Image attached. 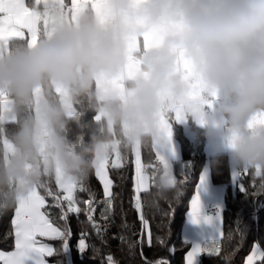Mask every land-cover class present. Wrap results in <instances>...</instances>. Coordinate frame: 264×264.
Segmentation results:
<instances>
[{
    "label": "clouds",
    "instance_id": "1",
    "mask_svg": "<svg viewBox=\"0 0 264 264\" xmlns=\"http://www.w3.org/2000/svg\"><path fill=\"white\" fill-rule=\"evenodd\" d=\"M43 11L47 29L33 45L0 50V211L57 175L86 181L114 147L153 140L175 110L202 124L207 114L204 135L235 167L264 172V124L250 123L264 113V0H103L75 17L48 0ZM143 34L155 39L133 51ZM132 54L138 71L122 89L98 86L120 80ZM70 110L95 113L87 143L67 138ZM173 179L162 164L153 195L170 199Z\"/></svg>",
    "mask_w": 264,
    "mask_h": 264
},
{
    "label": "trees",
    "instance_id": "2",
    "mask_svg": "<svg viewBox=\"0 0 264 264\" xmlns=\"http://www.w3.org/2000/svg\"><path fill=\"white\" fill-rule=\"evenodd\" d=\"M75 111V110H74ZM95 113L83 110L78 115L68 117L66 136L74 140L81 136L82 141L89 140L90 126ZM173 124V123H172ZM174 135L181 146V159L174 163V176L176 180L174 195L167 200L153 195L152 180L158 174L160 165L151 147V141L141 144L143 163L148 165L147 173L149 188L140 193V211H137L134 189V163L131 149L122 151L123 159L119 167H113L111 157L107 166L109 177L112 181L113 208L105 221L101 212L106 209V198L102 185L94 173H90L84 181L86 191L77 190L76 196L79 207L83 209L91 197L95 212L94 219L99 224H107L103 234V242L96 235L83 211L69 213L66 221L59 220L60 209L53 205L52 197H48L44 189L40 194L45 196L49 215L54 222L62 227H67L72 235L69 239V252L48 257L53 264H107V257L112 256L116 264H146L165 260L167 264H184V255L189 248L180 238V231L188 207V201L193 193L198 176L205 164L204 132L196 129L194 142H189L179 126L173 124ZM3 145L0 142V154ZM153 166V167H152ZM212 179L215 183L226 185L223 196L222 210V235L219 239L221 251L218 254L202 256L198 264H243L246 256L257 245L264 254V191L259 192V177L250 172L241 177L234 187L230 184L228 161L225 155L214 156L210 159ZM241 183L248 190H241ZM51 187L56 188L55 180ZM251 192H257L253 195ZM62 195V193H61ZM66 209V205H65ZM14 206L0 211V250L13 248L14 235L12 234V215ZM141 216L147 221V227L142 224ZM86 233V243L89 248L81 254L78 243L81 234ZM121 237L124 239L122 240ZM159 238V239H158ZM160 239L166 241L163 245ZM228 239L233 240L231 245ZM150 241V242H149ZM59 248L58 240L48 241ZM98 249L93 253L92 248ZM229 260L223 259L225 253ZM256 264H260L257 260ZM264 264V262H262Z\"/></svg>",
    "mask_w": 264,
    "mask_h": 264
},
{
    "label": "snow or ice",
    "instance_id": "3",
    "mask_svg": "<svg viewBox=\"0 0 264 264\" xmlns=\"http://www.w3.org/2000/svg\"><path fill=\"white\" fill-rule=\"evenodd\" d=\"M61 7L73 17L86 9L89 6H93L97 3V0H58ZM48 3V0H34V3H28L27 0H0V50L7 48L9 43L18 41L26 43L29 46L33 45L41 34L47 29L48 21L43 11V6ZM42 22V28L38 25ZM24 29L27 30L25 36ZM138 50V49H137ZM183 67L185 71H188L187 64L184 63ZM137 64L134 54L129 56V63L125 69L124 75L118 81H110L106 85H98L99 87H107L110 89H122L123 80L131 79L137 74ZM215 94L213 93L210 99L207 101V106L211 107L215 100ZM7 111V100L4 97H0V121L5 117ZM185 117V114L180 110L162 115L159 120L158 134L151 140V147L155 150L156 159L160 165H167L164 156L161 154V148L165 137H170V123L172 120L179 121ZM252 125L264 124V113L258 114L251 122ZM2 142L3 151L6 152L8 145L6 142ZM147 143V142H145ZM142 143H138L131 148V151L135 154L136 164V191L139 193L145 189L148 177L146 176L142 165L140 163V146ZM114 156L112 160L113 167H119V161L123 159L122 151L118 148H113L110 155L105 156L94 168L95 175L103 185L104 196L106 198V209L101 212V218L105 221L108 220V216L113 208L112 201V181L108 178L106 167L109 164L110 157ZM247 171V169H245ZM257 177L264 176V172L256 170L254 173ZM240 172L237 174L239 177ZM55 185L59 191H54L51 187V183L43 187L46 195L52 197L53 205L60 209L59 220L66 221L69 213H80L83 211L88 218L89 223L95 230L96 235L103 242V234L107 228V224H99L93 216L95 207L93 206V199L90 194V198L87 201H83L86 205L81 209L78 205L76 192L86 191L84 182L66 181L59 175L55 177ZM173 184H176V180L173 179ZM40 189H34L26 196L20 198L14 205L15 215L11 220L12 234L14 235V250L9 252L0 251V264H48L47 257H52L58 254H67L69 252V239L72 235L71 231L67 227H62L56 224L53 218L49 215L47 208L50 207L45 199L44 195L40 194ZM241 190H247L243 183H241ZM248 191V190H247ZM264 191V185L259 184V192ZM62 193V195H61ZM256 195L257 192H251ZM66 205V209H65ZM137 211H140L141 202L139 197L136 199ZM200 210V204L198 197H194L191 202L190 214L193 221L197 219ZM142 224L147 227V221L141 216ZM86 233L81 234V238L78 243V251L83 254L89 245L86 243ZM123 240L124 238L121 237ZM159 239V238H158ZM58 240L61 242L59 248L52 246L45 241ZM150 242V241H149ZM233 240L228 239L229 245ZM160 243L163 245L165 240L160 239ZM255 247V246H254ZM93 253H97L98 249L92 248ZM208 251L210 254H218L221 251L220 243H214L207 249H201L194 247L187 254V264H196L197 256L203 252ZM223 259L229 260V254L225 253ZM257 260L260 264L264 262V254H258L252 250L251 254L247 256L245 264H256ZM107 264H116L112 256L107 257ZM146 264H152V262H146ZM155 264H167L165 260L156 261Z\"/></svg>",
    "mask_w": 264,
    "mask_h": 264
},
{
    "label": "crops",
    "instance_id": "4",
    "mask_svg": "<svg viewBox=\"0 0 264 264\" xmlns=\"http://www.w3.org/2000/svg\"><path fill=\"white\" fill-rule=\"evenodd\" d=\"M28 3H34V0H27ZM65 2H70V0H65ZM103 0H97V3L93 6H91L93 11H97L99 8V5H101ZM38 27L42 28V22L38 25ZM25 36L27 35V30L24 29ZM155 37L151 34H143L141 39L133 41L131 48L132 50H137L143 44L144 47H147L149 43H151ZM215 104V101H213V105ZM74 113V110H70L68 117H71ZM205 124H202L200 122L199 118L193 117L191 115L185 116L183 119L176 121L172 120L170 123V137H165L163 142V147L161 148V154L164 156L165 161L167 162L168 166L170 167L173 175H174V163L179 161L181 159V146L174 135V129L173 124L180 127L182 132L184 133L185 137L189 142H194L196 138V129L201 130L205 132V127L210 125V118L207 114H205ZM173 123V124H172ZM154 154L155 150L153 149ZM204 155L206 158L205 164L202 167V170L199 173L196 185L194 187L193 193L188 201V207L187 211L184 216V220L182 223L181 231H180V238L184 243L189 244V248L186 251L184 255V264H187L186 258L189 251H191L194 247H199L201 249H207L214 243L219 242V239L222 235V210H223V196L225 192L226 185H220L213 181L212 174H211V166H210V159L214 156L218 155H225L228 161V170H229V178H230V184L231 182H235V184H238L241 177L245 174H248L252 172V170H242L239 171L235 165L230 161L228 151L225 148L223 144L219 140L216 139H210L205 136L204 138V147H203ZM133 153V152H132ZM156 156V154H155ZM115 157H111V163L112 160H114ZM135 154L133 153V163H134V189H135V200L137 197H139L140 193L146 191L149 188V178L147 180L146 186L144 190H141L139 193L136 191V164H135ZM157 160V159H156ZM158 161V160H157ZM120 165V161L118 162ZM140 163L142 165V168L148 177L147 168L148 165L143 163L142 160V154H141V146H140ZM159 163V161H158ZM160 165V163H159ZM153 167V166H152ZM162 165H160L161 169ZM106 172L109 177L108 168L106 167ZM240 172L239 177L237 178V174ZM95 173V170H94ZM175 179V176H174ZM111 180V179H110ZM101 183V182H100ZM102 185V183H101ZM232 185V184H231ZM103 189V185H102ZM104 193V190H103ZM194 197H198L199 204H200V210L197 216V219L193 221L192 216L190 214L191 209V202ZM215 204L218 207V210L215 215H209L206 214L205 209L208 205ZM15 215V208L13 211L12 219ZM46 243H49L48 241H45ZM51 244V243H49ZM52 245V244H51ZM53 246V245H52ZM255 246V247H254ZM252 250L256 251L258 254H262L260 249L257 245H254ZM14 250V244L13 248L4 252H9ZM215 254V253H212ZM251 254V253H249ZM248 254V255H249ZM204 255H211L208 251H203L197 256L196 264H198L199 259ZM247 255V256H248ZM244 259V263L247 259ZM48 258V257H47ZM46 258V259H47ZM48 264H53L52 262L48 261Z\"/></svg>",
    "mask_w": 264,
    "mask_h": 264
},
{
    "label": "built area",
    "instance_id": "5",
    "mask_svg": "<svg viewBox=\"0 0 264 264\" xmlns=\"http://www.w3.org/2000/svg\"><path fill=\"white\" fill-rule=\"evenodd\" d=\"M217 210H218V207L215 204H210L206 207L205 212L206 214H209V215H215Z\"/></svg>",
    "mask_w": 264,
    "mask_h": 264
},
{
    "label": "rangeland",
    "instance_id": "6",
    "mask_svg": "<svg viewBox=\"0 0 264 264\" xmlns=\"http://www.w3.org/2000/svg\"><path fill=\"white\" fill-rule=\"evenodd\" d=\"M231 184H232L233 187L236 185L235 182H231Z\"/></svg>",
    "mask_w": 264,
    "mask_h": 264
}]
</instances>
